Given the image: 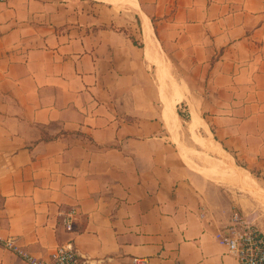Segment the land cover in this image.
Wrapping results in <instances>:
<instances>
[{
    "label": "crops",
    "instance_id": "crops-1",
    "mask_svg": "<svg viewBox=\"0 0 264 264\" xmlns=\"http://www.w3.org/2000/svg\"><path fill=\"white\" fill-rule=\"evenodd\" d=\"M235 212L264 233V0L0 2V239L238 264L219 242Z\"/></svg>",
    "mask_w": 264,
    "mask_h": 264
},
{
    "label": "built area",
    "instance_id": "built-area-1",
    "mask_svg": "<svg viewBox=\"0 0 264 264\" xmlns=\"http://www.w3.org/2000/svg\"><path fill=\"white\" fill-rule=\"evenodd\" d=\"M76 215L74 209L67 213L63 220L66 232L73 231ZM219 242L226 246L238 264H264V233L237 212L233 214L230 224L224 227ZM0 247L19 257L25 264H87L71 241L58 245L47 261L29 253L14 238L0 239ZM132 264L149 262L144 258H134Z\"/></svg>",
    "mask_w": 264,
    "mask_h": 264
},
{
    "label": "bare ground",
    "instance_id": "bare-ground-1",
    "mask_svg": "<svg viewBox=\"0 0 264 264\" xmlns=\"http://www.w3.org/2000/svg\"><path fill=\"white\" fill-rule=\"evenodd\" d=\"M107 1L112 2L114 4L127 5V6L128 5H130V6H135L136 5V0H107ZM177 91H179V90H177ZM170 112H171V110H170ZM193 121L195 122V119ZM195 143L198 146L202 147L203 149H213L214 150L216 148L215 145H214V142L211 139H206V138H203V137H201L199 135L195 136ZM204 158H206V157H204ZM196 165H197V163H196ZM219 166L221 168H223V170H225V171H227L229 173H232L233 178H235L237 180H240V182L242 181L247 186L248 185H251L252 186V183L248 182V181H251V178H249V177L248 178H245L241 174V171H239L236 167H234V165L232 164V162L230 161L229 158L224 157V156H221L220 159H219ZM210 167H211V165H210ZM235 179H233V180H235ZM239 184L241 185L242 183H239ZM252 188H254V187H252ZM250 190H252V189H250Z\"/></svg>",
    "mask_w": 264,
    "mask_h": 264
},
{
    "label": "rangeland",
    "instance_id": "rangeland-1",
    "mask_svg": "<svg viewBox=\"0 0 264 264\" xmlns=\"http://www.w3.org/2000/svg\"><path fill=\"white\" fill-rule=\"evenodd\" d=\"M122 6H126V5H122ZM192 132V131H191ZM195 133L196 132H192V137H193V140H194V142H195ZM197 134V133H196ZM192 150V153H193V149H191ZM209 150V149H208ZM194 154V153H193ZM215 154H217V155H219V156H224V157H226L221 151H218L217 153H215ZM228 158V157H227ZM231 161V160H230ZM241 174L243 175V176H248V175H245L244 173H242L241 172Z\"/></svg>",
    "mask_w": 264,
    "mask_h": 264
},
{
    "label": "trees",
    "instance_id": "trees-1",
    "mask_svg": "<svg viewBox=\"0 0 264 264\" xmlns=\"http://www.w3.org/2000/svg\"><path fill=\"white\" fill-rule=\"evenodd\" d=\"M180 116L186 118L187 116L185 114H183L182 112H179Z\"/></svg>",
    "mask_w": 264,
    "mask_h": 264
}]
</instances>
